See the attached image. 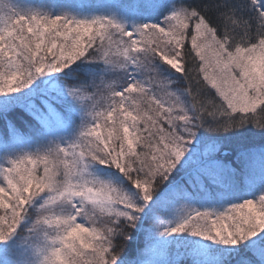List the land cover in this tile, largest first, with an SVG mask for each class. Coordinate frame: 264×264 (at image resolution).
<instances>
[{
  "label": "snow or ice",
  "instance_id": "6c2138e0",
  "mask_svg": "<svg viewBox=\"0 0 264 264\" xmlns=\"http://www.w3.org/2000/svg\"><path fill=\"white\" fill-rule=\"evenodd\" d=\"M204 37L222 45L210 49L221 84L201 55ZM113 57L120 82L106 84ZM173 64L189 92L213 102L183 111L153 94L156 111L140 112L133 97ZM105 88L113 98L94 101ZM0 121L3 264H179L175 245L193 236L227 246L233 264H264V144L225 143L249 126L264 133V0H73L55 11L0 0ZM241 185L252 194L233 199ZM62 202L71 215L45 216L55 235L33 243L35 210ZM88 204L99 219H84ZM145 221L147 254L125 251Z\"/></svg>",
  "mask_w": 264,
  "mask_h": 264
},
{
  "label": "clouds",
  "instance_id": "9594fccd",
  "mask_svg": "<svg viewBox=\"0 0 264 264\" xmlns=\"http://www.w3.org/2000/svg\"><path fill=\"white\" fill-rule=\"evenodd\" d=\"M156 39L159 43V38L156 37ZM210 40L211 37H204L200 40L199 46L201 47V55L209 60L210 66L213 68L212 75L217 84H221L225 79V75L215 63L216 61H219L221 57L220 55L211 54L210 49L213 47H222V45L217 44V42L210 44ZM160 47L166 55H175V50L171 45L160 43ZM224 58H227L226 54L224 55ZM185 62H191V57L187 55V52L185 54ZM119 64L120 61L118 58H111L110 70L105 74L104 78L106 84H118L120 82L121 72L119 68H114V66ZM173 67L176 70L175 72L170 70L159 72L150 83L145 85L149 91L133 97L135 107L140 112L145 110L156 111V106L150 102L153 94H155L160 101L166 102L170 107L180 108L183 111L190 108H198L201 105L211 104L213 102L210 98L203 95L202 89H195L194 91L189 92L187 82L183 81V78L186 75L183 68L179 64H173ZM103 70L104 64H101V70L98 72V75H100ZM190 71L195 75V72L198 71V65L193 63ZM176 72H179L180 76H177ZM145 78L147 79V77ZM182 81L183 85L181 84ZM115 91V88H105L102 92H98L94 95V101H110L113 98ZM219 134L225 133L221 131ZM83 207L86 209L84 213L85 220H92L94 217L99 219V213H94L91 204L83 205ZM71 210L72 206L66 202H62L54 210L37 208L32 219L27 222V227L34 229L32 237L33 243L43 240L46 233L49 238L54 237L55 235V228L49 227L48 222L45 220V216H69L71 215ZM99 226L103 227V222ZM19 242L23 244L24 237H20Z\"/></svg>",
  "mask_w": 264,
  "mask_h": 264
},
{
  "label": "trees",
  "instance_id": "16d2710c",
  "mask_svg": "<svg viewBox=\"0 0 264 264\" xmlns=\"http://www.w3.org/2000/svg\"><path fill=\"white\" fill-rule=\"evenodd\" d=\"M41 2H44L48 5L51 6H59L61 4H66V3H71L73 2V0H38ZM98 0H82V2L87 3L89 6L93 7V8H98L97 6V2ZM121 2H127V0H121ZM210 2V0H185V3L188 4H201L203 5L204 3H208ZM212 2H216V0H212ZM190 47V45H189ZM181 84L183 85V81L181 82ZM213 94H214V90H212ZM6 129L3 126V122L0 121V136H3L5 134ZM223 135V134H221ZM193 143H195V141H193ZM225 143H227L229 145V148L235 146V145H239V144H247L250 146H259L264 144V133H258L255 129H252L250 126L247 130L245 129H241L238 130L237 132H233V133H228L225 134ZM251 195V192H248L246 190V188L244 187V185H241V189L240 191L236 192L233 196V199H239L241 197V195ZM188 202H180L177 205L173 206V210L174 211H180L184 208V206L187 204ZM192 205L191 207H199L200 203L198 201H191L190 202ZM143 220V217H142ZM148 228V223L145 221L143 222V224L138 223L137 228H134L132 231L134 233V239L132 241H129L128 244H125V251H128L129 248L131 247L134 251L137 252H143L144 254H147L148 249L145 246V236H144V231L142 229H147ZM198 237H189L187 242H183L182 243H178L175 245V253L173 254V256L171 257L172 259H175L176 255H177V250L180 249H185L187 250L186 246H189V249L193 246L192 242L195 241V239ZM183 243H185L184 245H182ZM195 246V245H194ZM237 247V246H234ZM165 256L163 258L160 259H164L167 260L169 259V254L167 252V249H165ZM223 255V253H221ZM191 258H188V260H178L179 264H188V261L193 260V257L190 256ZM187 261V262H186ZM223 263L226 264H233L234 262V257L232 256H226V259L222 260ZM0 264H3V261L0 260Z\"/></svg>",
  "mask_w": 264,
  "mask_h": 264
},
{
  "label": "rangeland",
  "instance_id": "374dc122",
  "mask_svg": "<svg viewBox=\"0 0 264 264\" xmlns=\"http://www.w3.org/2000/svg\"><path fill=\"white\" fill-rule=\"evenodd\" d=\"M97 6L98 8L103 4L104 0H98L97 1ZM15 3L22 9L24 8H30V9H36V10H41V11H55L57 7L55 6H51L48 5L44 2L38 1V0H15ZM259 235V234H258ZM195 246H192L191 248L193 250H189V246L187 248V250L185 249H180L177 250V255L175 257V260H188V258H191L190 256L193 257V260L188 261V264H202V257L198 256L195 254V249H202L204 250L208 255H207V259H215L217 261H222L223 259H226V254L223 253V255L221 254L222 252L220 251V249H223L227 246L224 245H218L216 243H214L213 241L210 240H206L203 238H196L195 239ZM182 243V242H180ZM178 244V243H177ZM185 243H183L182 245H184ZM20 247L23 248L24 245L21 243ZM234 247V246H232ZM165 250L161 253V256L159 258H163L165 256ZM187 262V261H186ZM226 264V263H223Z\"/></svg>",
  "mask_w": 264,
  "mask_h": 264
}]
</instances>
